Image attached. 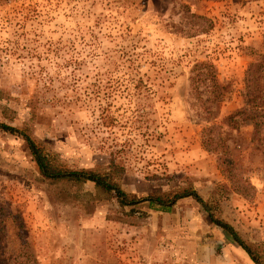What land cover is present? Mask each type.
<instances>
[{
  "label": "rangeland",
  "instance_id": "374dc122",
  "mask_svg": "<svg viewBox=\"0 0 264 264\" xmlns=\"http://www.w3.org/2000/svg\"><path fill=\"white\" fill-rule=\"evenodd\" d=\"M263 41L264 0H0V123L138 198L193 189L264 264V147L226 121ZM0 264L253 263L191 198L52 184L0 131Z\"/></svg>",
  "mask_w": 264,
  "mask_h": 264
},
{
  "label": "trees",
  "instance_id": "16d2710c",
  "mask_svg": "<svg viewBox=\"0 0 264 264\" xmlns=\"http://www.w3.org/2000/svg\"><path fill=\"white\" fill-rule=\"evenodd\" d=\"M209 65L203 64V67ZM202 67V66H199ZM243 106L234 111L228 118V123H235L237 119L248 121L251 125L250 140L264 147V41L261 51L247 65L243 77ZM215 99L220 100L221 87L214 81ZM103 113H101L102 115ZM101 122L109 126V118L101 116ZM0 131L9 134H17L24 141L32 161L34 162L39 175L50 183L82 185L90 182L97 194L105 197L113 196L119 206L133 207L140 203H147L149 209L160 210L165 213L170 212L178 200L191 198L203 208L211 223L226 232L231 240L248 256L253 264H261L253 255L252 250L246 245L238 234L224 221L215 218L212 213L216 204L213 200H202V198L191 188H179L171 190L166 194H151L143 198H138L133 194L123 192L118 184L114 182L112 172H95L84 169H69L62 166L57 157L46 153L44 149L36 145L31 139L30 131L27 127L15 129L14 127L0 123Z\"/></svg>",
  "mask_w": 264,
  "mask_h": 264
}]
</instances>
